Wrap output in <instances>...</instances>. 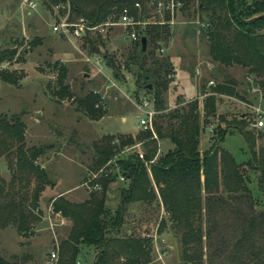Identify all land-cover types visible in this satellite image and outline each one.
Here are the masks:
<instances>
[{"label":"rangeland","instance_id":"374dc122","mask_svg":"<svg viewBox=\"0 0 264 264\" xmlns=\"http://www.w3.org/2000/svg\"><path fill=\"white\" fill-rule=\"evenodd\" d=\"M34 1L37 5L28 14L29 7L23 0H0V52L3 49L13 51L10 57L0 60V114L8 120L13 115L19 116L24 124L26 146L48 145L39 162L51 180V184H45L37 206L32 209L38 219L30 226L29 233L24 234L9 223L0 225V255L11 264H44L51 249L56 251L58 258L60 241L69 230L70 219L62 213L56 214L59 211L52 208L53 200L62 194L56 192L69 186L75 188L72 193L76 196L86 198L89 191L100 189V176L116 171L117 166L111 168L109 162L116 164L115 158L124 157L131 151L140 153L143 150L141 144L138 147H134L135 144H125L111 161L96 170L89 169L93 152L92 142L107 133L121 134H105L107 130L117 129L112 126L114 122H118L122 127L139 126L142 111L137 110L136 104L142 97L150 96L140 86L138 66L130 62L129 65L125 63L128 50L134 47L133 42L120 35L119 27L110 29L104 47L97 52L100 54L99 61L88 62L85 58L93 61L94 54L87 48V44L76 41V47L57 33H52L49 28L52 20L50 4L44 0ZM249 1L251 0H245V3L248 4ZM149 3L150 1L146 3L147 11H151ZM196 5L197 0H193L184 10L177 13L172 23L162 24L161 27L169 31L167 48L159 38L153 46L150 43L145 45L150 49L154 48V57L171 63L170 67L165 63L160 67L161 72L165 68L169 71L166 75L169 79L168 86L162 94L164 110L161 112H171V109L185 106L188 101L196 99L201 126L199 153L216 142L215 132L209 131L208 122L215 128L217 124L225 126L219 115H223L231 123L235 118L241 117L243 128L253 133V149L258 153L264 150V127H250L247 123L255 117L253 107L258 106L264 110L262 92L255 86L249 88L252 76L245 78L244 69L239 65L223 67L210 60L208 42L203 33L206 27L204 13L198 9L194 13H188V9L196 8ZM162 46L164 48L161 50ZM103 52L107 53L115 65L104 59ZM151 58L153 57L150 55L146 56L145 66L151 64ZM175 67L178 70L177 76L183 79L186 88L189 89L190 82L193 83V91L186 94L177 92L178 81L173 73ZM178 67L183 70L185 77ZM115 72L117 76H114ZM3 73L12 74L14 79L8 81L1 78ZM60 73L73 94L71 97L64 95L57 98L52 94V90L57 88L56 80ZM229 77L235 80L232 87L237 95L211 91V86L226 82ZM209 80H213V83L209 84ZM90 90L99 96L95 106L100 108V114L87 113L77 102L78 97ZM209 94L215 96L216 113L214 118L205 121L202 106L204 97ZM123 115L126 119L122 123L120 118ZM226 127L227 131L219 144L232 154L235 161L242 163L250 159L251 152L238 126L231 124ZM163 140L169 142L167 139ZM165 147L161 145L156 156L164 153ZM155 158L153 157L154 160ZM145 164L148 171L149 165L146 161ZM246 172L254 206L256 210H264V190L257 181L260 173L257 169L249 168ZM0 177L6 181L10 178L7 158L3 155L0 156ZM117 179L111 186V189L118 193L117 197L108 196L110 183L106 192L105 205L110 210L118 205L120 186L128 183V180L121 179L119 174ZM93 182H98L99 186L92 188L90 184ZM62 195L70 202L78 201L72 194ZM213 212L218 222L210 236L203 237V264H227L228 242L238 235L243 214L248 210ZM160 219H163L164 224L159 223ZM203 222L206 230V216L203 217ZM129 233L143 234L151 239L152 264H182L181 245L176 229L158 201H136L127 204L119 234ZM257 236L260 238L259 246L264 247V230ZM92 256V247L82 245L77 264H92ZM242 261H245L243 256ZM232 262L235 264L233 259Z\"/></svg>","mask_w":264,"mask_h":264},{"label":"trees","instance_id":"16d2710c","mask_svg":"<svg viewBox=\"0 0 264 264\" xmlns=\"http://www.w3.org/2000/svg\"><path fill=\"white\" fill-rule=\"evenodd\" d=\"M48 4L56 0H44ZM75 15L85 16L90 22L104 21L107 15L117 14L123 6L133 9L135 1L141 3V12L146 15L147 1L151 0H69ZM193 0H184L185 7ZM197 0L196 8L190 7L188 13L195 10L203 11L207 22L203 33L207 40L210 60L223 67L234 64L244 69L245 78L252 76V86L261 90L264 97V0ZM184 7V8H185ZM162 24L146 25L140 37H146V44L152 46L159 38L161 43L168 40V30ZM107 37V36H106ZM106 37L93 33L86 38L87 48L91 52H99L105 45ZM140 37L133 42L128 50L126 64L138 66L140 86L152 99L156 113L152 120L155 136L149 130L139 129L134 137L131 134H109L100 136L92 142L93 152L90 157V171L105 165L116 155L125 144L141 143L143 150L128 152L124 157L115 158L116 171L100 176V189L88 192V196L77 202L67 200L62 194L52 202V208L70 219V227L66 236L60 241V251L56 264H77V256L82 245L93 249L92 264H152L151 239L146 235L129 233L120 235L127 204L136 201H149L155 198V185L161 205L170 223L176 229L180 241V258L182 264H203L202 252L204 236H210L217 225L213 211L248 210L243 214L239 225V233L228 242L229 250L226 263L233 264H264V247L259 246L257 234L264 230V210H256L253 203L252 189L248 186L246 169H257L258 185L264 190V150L256 153L253 149L255 140L253 133L244 129L243 118L227 121L219 115L224 125L217 124L214 128L216 142L199 153V136L201 133L197 101H188L185 106L164 110L163 92L168 86L166 75L168 69L160 71L165 63L153 56L154 48L140 47ZM12 50L3 49L0 60L12 55ZM151 56L150 65L145 66L146 56ZM104 59L113 64L107 53ZM116 75V72L114 73ZM146 76V77H145ZM1 78L12 81V74L3 73ZM58 85L52 90L54 96L71 97L63 74L57 76ZM235 80L211 86L212 92H223L231 95L238 93L232 87ZM150 83L151 87L145 85ZM99 99L91 90L77 98L78 104L89 114H100L95 106ZM215 96L204 97L202 109L205 121L214 118ZM236 125L250 150L251 158L245 162L235 161L232 154L219 142L224 137L229 125ZM24 124L17 115L8 120L0 114V156L7 158L10 169L8 181L0 177V225L7 223L15 226L24 234L29 233L30 226L38 219L32 211L37 206L40 193L45 184H51L46 169L39 162L48 145H25ZM167 139L173 144L171 149L157 155L159 139ZM116 140V141H115ZM156 156V158H155ZM153 157L156 159L154 160ZM148 162V171L145 161ZM121 175L128 180L120 186L118 205L110 210L105 205L109 183ZM244 207V208H243ZM207 218L204 230L203 217ZM160 224L163 219H160ZM244 253V254H243ZM242 256L245 261H242ZM250 256V257H248ZM0 264H11L0 255Z\"/></svg>","mask_w":264,"mask_h":264},{"label":"built area","instance_id":"2783aa9c","mask_svg":"<svg viewBox=\"0 0 264 264\" xmlns=\"http://www.w3.org/2000/svg\"><path fill=\"white\" fill-rule=\"evenodd\" d=\"M27 3V13H31V9L35 8L37 2L34 0H23ZM52 9L51 22L49 23V28L52 33H57L59 36L63 37L70 43H74L77 47L76 41L80 43H86V38L88 35L93 33L101 34L102 37L109 35V31L113 27L120 28V35L127 38L130 42H135L136 39L140 37L142 30L145 29L146 25L157 23V24H168L174 21L177 13L184 10L185 2L184 0H151L149 3V8L151 9L143 15L141 12V3L135 1L133 4V9L127 6H123L119 12L115 14L107 15L104 21L100 22H90L85 16L75 15L71 9V3L69 0H56L55 3L50 4ZM207 25V22L204 23ZM164 47H161V50ZM94 60L86 57V61L98 62L100 54L93 52ZM198 72V69H196ZM209 84L213 83V80L208 81ZM137 110L142 111L139 117V127L143 130H149L153 136H155L154 129L152 127V120L157 112L153 108L152 99L148 97H142L140 101L136 104ZM255 108V117H252L247 124L249 126H254L258 128L264 127V110L258 106ZM209 131L212 132L214 126L211 122L207 123ZM153 159L146 161L152 162ZM121 179H124L120 175ZM92 188L98 187V182H93L90 184ZM56 214L60 215V212ZM52 226V223H50ZM44 264H56L58 261L57 253L55 250L51 249L48 251Z\"/></svg>","mask_w":264,"mask_h":264},{"label":"crops","instance_id":"0c3cea01","mask_svg":"<svg viewBox=\"0 0 264 264\" xmlns=\"http://www.w3.org/2000/svg\"><path fill=\"white\" fill-rule=\"evenodd\" d=\"M168 44L166 43V48L168 47L167 46ZM179 68V67H178ZM180 69V68H179ZM181 70V69H180ZM181 72H182V75L184 76V72H183V70H181ZM174 74H175V78L177 79V85H176V89L178 90L177 92L178 93H182V94H186V93H189V92H191V91H193L194 90V87H193V83H191L190 82V88L188 89V88H186V84H184L182 81H183V79H179V77L177 76L178 75V70H177V67H175V69H174V72H173ZM185 77V76H184ZM178 96V95H177ZM176 96V97H177ZM174 103H176V101L174 102ZM177 103H179V102H177ZM138 112V111H137ZM125 119H126V116L125 115H123V117H121L120 118V121L123 123L124 121H125ZM112 126H115L117 129L115 130V131H109V130H107L106 132H105V134L107 133V132H118V133H121V134H131L132 136H134V134H135V132H137L139 129H141V127H139V126H128V125H125V126H123L122 127V125L120 126V124L118 123V122H114V124L112 125ZM164 138H162V139H159L158 140V143H159V146H158V151L160 150V146L161 145H165L166 147H165V151L166 150H168V149H171L172 148V146H173V144L171 143V142H167V141H165V140H163ZM199 142H200V136H199ZM140 142L138 143H136L135 145H133L134 147H138V146H140ZM158 153V152H157ZM115 181L116 180H114V181H111L110 182V188H109V191H108V196H113V197H117V195H118V193L116 192V190L114 191V190H112L111 189V186H112V184L113 183H115ZM58 184V182L56 183V184H54V186L53 187H55L56 185ZM120 183L118 182V185H119ZM74 188V187H73ZM72 187H69V186H66V187H62V188H60L56 193H59V194H72V197L73 198H75L76 199V201L77 200H82L84 197H82V196H76L74 193H72V189H73ZM75 189V188H74ZM153 189H154V191H155V198H153V199H151V200H149V201H147V202H151V201H158L159 202V204H160V207H162V205H161V201H160V197H159V194H158V191L156 190V187H155V185H153ZM140 202V201H139ZM142 202V201H141ZM163 208V207H162ZM77 263H79V260L77 261Z\"/></svg>","mask_w":264,"mask_h":264},{"label":"water","instance_id":"95a60500","mask_svg":"<svg viewBox=\"0 0 264 264\" xmlns=\"http://www.w3.org/2000/svg\"><path fill=\"white\" fill-rule=\"evenodd\" d=\"M238 6H239V0H237L236 5H235L236 12L239 15V12L237 11ZM262 15H264V13H261L259 16H262ZM139 40H140V47H142V50H144L146 48L145 47V45H146V37L144 35H142ZM166 43H167V40H164L163 43H162V45L165 46ZM145 86L148 87V88H150L151 87V84L148 83Z\"/></svg>","mask_w":264,"mask_h":264}]
</instances>
